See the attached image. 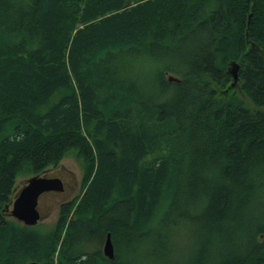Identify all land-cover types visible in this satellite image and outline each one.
Returning <instances> with one entry per match:
<instances>
[{
	"label": "trees",
	"instance_id": "trees-1",
	"mask_svg": "<svg viewBox=\"0 0 264 264\" xmlns=\"http://www.w3.org/2000/svg\"><path fill=\"white\" fill-rule=\"evenodd\" d=\"M72 150L55 223L8 215ZM30 261L264 264V0H0V264Z\"/></svg>",
	"mask_w": 264,
	"mask_h": 264
},
{
	"label": "water",
	"instance_id": "water-1",
	"mask_svg": "<svg viewBox=\"0 0 264 264\" xmlns=\"http://www.w3.org/2000/svg\"><path fill=\"white\" fill-rule=\"evenodd\" d=\"M238 67L239 63L237 61L231 62L228 67L233 77L232 85H235L237 82ZM169 80L178 81L179 78L169 75ZM53 175L45 172L29 176L25 185L19 189L12 202L5 206L8 215L23 222L25 225H29V227L36 225L42 218V214L38 209L40 196L49 191H60L63 189L61 178ZM110 235V232L107 233L102 249L104 254L112 259L115 256V250ZM28 264H38V262L30 261Z\"/></svg>",
	"mask_w": 264,
	"mask_h": 264
},
{
	"label": "rangeland",
	"instance_id": "rangeland-1",
	"mask_svg": "<svg viewBox=\"0 0 264 264\" xmlns=\"http://www.w3.org/2000/svg\"><path fill=\"white\" fill-rule=\"evenodd\" d=\"M237 91L240 92L239 90ZM81 161L76 151L72 150L63 157L57 166L49 168L47 171L49 174H56L63 178L64 190L62 192H47L41 195L38 209L42 214V218L39 223L45 224L47 227L53 225L58 218L60 205L81 192L84 178L83 163ZM29 176L31 175L21 174L17 176L16 190L22 188ZM181 248L182 250L185 249L181 246L178 252H181Z\"/></svg>",
	"mask_w": 264,
	"mask_h": 264
},
{
	"label": "flooded vegetation",
	"instance_id": "flooded-vegetation-1",
	"mask_svg": "<svg viewBox=\"0 0 264 264\" xmlns=\"http://www.w3.org/2000/svg\"><path fill=\"white\" fill-rule=\"evenodd\" d=\"M53 176H57L56 174H54ZM58 177H60V176H58ZM61 178V180H62V185H63V189L62 190H60V191H56V190H53V191H49V192H62L63 190H64V180H63V178L62 177H60ZM41 197V196H40ZM40 199V198H39ZM39 203V202H38Z\"/></svg>",
	"mask_w": 264,
	"mask_h": 264
}]
</instances>
